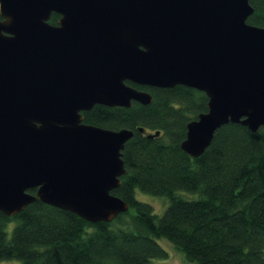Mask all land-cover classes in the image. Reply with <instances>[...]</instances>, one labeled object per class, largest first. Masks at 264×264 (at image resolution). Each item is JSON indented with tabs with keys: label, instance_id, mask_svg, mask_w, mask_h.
<instances>
[{
	"label": "water",
	"instance_id": "obj_1",
	"mask_svg": "<svg viewBox=\"0 0 264 264\" xmlns=\"http://www.w3.org/2000/svg\"><path fill=\"white\" fill-rule=\"evenodd\" d=\"M253 5L0 0V210L14 215L37 198L90 221L128 210L112 190L135 130L88 123L84 111L153 101L129 81L205 91L208 109L181 144L190 155L201 156L225 123L264 126V25L248 22Z\"/></svg>",
	"mask_w": 264,
	"mask_h": 264
},
{
	"label": "trees",
	"instance_id": "obj_2",
	"mask_svg": "<svg viewBox=\"0 0 264 264\" xmlns=\"http://www.w3.org/2000/svg\"><path fill=\"white\" fill-rule=\"evenodd\" d=\"M251 2L255 10L248 22L264 25V0ZM58 18L54 12L50 20ZM129 83L150 90L153 101L134 100L132 106L96 102L84 111V120L135 130L123 149L128 170L112 190L130 208L111 221H90L39 198L14 215L0 210V260L150 264L152 257L169 253L158 240L167 237L198 264H264V126L253 131L237 121L225 123L196 157L181 144L187 123L208 109L205 91L182 83ZM137 189L171 200L159 214L137 198ZM181 190L198 194L188 197Z\"/></svg>",
	"mask_w": 264,
	"mask_h": 264
},
{
	"label": "rangeland",
	"instance_id": "obj_3",
	"mask_svg": "<svg viewBox=\"0 0 264 264\" xmlns=\"http://www.w3.org/2000/svg\"><path fill=\"white\" fill-rule=\"evenodd\" d=\"M136 195L140 200H145L151 203L156 210L157 213L161 214L165 211V208L169 204L168 196L159 195L152 192H147L145 189H137ZM180 193L187 195L188 197H196L198 193L189 192L187 190H181ZM196 195V196H195ZM14 226L13 222L9 223V230H12ZM158 240L161 242L162 246L169 252L167 255L160 257H152L150 260V264H166L170 263H180V264H198L196 261H192L187 258L185 251H182L178 245H176L173 241L169 240L167 237H159ZM0 264H22V260L20 258H6L0 260Z\"/></svg>",
	"mask_w": 264,
	"mask_h": 264
},
{
	"label": "flooded vegetation",
	"instance_id": "obj_4",
	"mask_svg": "<svg viewBox=\"0 0 264 264\" xmlns=\"http://www.w3.org/2000/svg\"><path fill=\"white\" fill-rule=\"evenodd\" d=\"M54 12H55V11H54ZM54 12H53V13H54ZM53 13L51 14V17H52V15H53ZM56 13H58V12H56ZM61 14H62V13H59V18H60V16H61ZM51 17H50V18H51ZM59 18H58V20H59ZM49 21H51V20H49ZM51 23H52V22H51ZM53 24H58V21H57L56 23H53Z\"/></svg>",
	"mask_w": 264,
	"mask_h": 264
}]
</instances>
